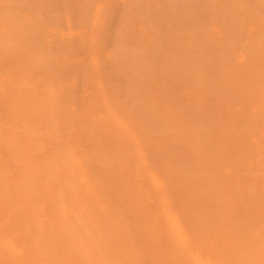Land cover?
Returning <instances> with one entry per match:
<instances>
[{"label":"bare ground","instance_id":"bare-ground-1","mask_svg":"<svg viewBox=\"0 0 264 264\" xmlns=\"http://www.w3.org/2000/svg\"><path fill=\"white\" fill-rule=\"evenodd\" d=\"M0 264H264V0H0Z\"/></svg>","mask_w":264,"mask_h":264}]
</instances>
